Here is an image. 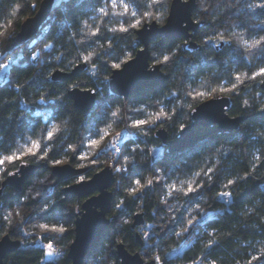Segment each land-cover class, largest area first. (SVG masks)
<instances>
[{"label":"clouds","instance_id":"clouds-1","mask_svg":"<svg viewBox=\"0 0 264 264\" xmlns=\"http://www.w3.org/2000/svg\"><path fill=\"white\" fill-rule=\"evenodd\" d=\"M127 3L0 0V160L43 147L0 166V264H264V79L215 91L264 67V0ZM218 33L231 43H210ZM213 104L221 118L198 122Z\"/></svg>","mask_w":264,"mask_h":264},{"label":"water","instance_id":"water-1","mask_svg":"<svg viewBox=\"0 0 264 264\" xmlns=\"http://www.w3.org/2000/svg\"><path fill=\"white\" fill-rule=\"evenodd\" d=\"M160 33L156 32L153 30L152 32H145L143 33V38L145 40L152 39L155 36L159 35ZM183 35V32L178 30L175 25L173 27L169 28V30L166 33V39L170 40H175L179 36ZM195 33L193 31L189 32V36H194ZM137 70H139V66H137ZM126 83V82H125ZM162 83V77L157 75L149 78L145 82V86L149 88H155L159 86ZM127 90H134V91H139L140 89H127ZM79 103L82 108H87L88 106V98L87 96H81L79 98ZM221 106L219 104H213L211 107L205 108L203 111H201L198 114V122L202 123H210L213 120H217L221 118ZM194 134L190 131H186L184 134L183 138L180 141H177L172 147H173V152L174 153H179L183 151L186 147L191 145L194 142ZM24 173V179H26L28 176L32 175L33 172L35 171V168L33 166H28L24 169H22ZM59 174L62 177H67L72 174V170L70 169H59L57 170ZM12 180V183L14 187L19 188L23 180L22 179H15V178H10ZM111 178L110 176H103V179L101 183H110ZM110 197H105L104 200L102 201L104 207L107 209V207L110 205ZM143 215V214H141ZM102 226V220L99 217H93L90 219V221L84 226V238L82 240V244L84 246H87L91 242V238L97 234Z\"/></svg>","mask_w":264,"mask_h":264},{"label":"snow or ice","instance_id":"snow-or-ice-1","mask_svg":"<svg viewBox=\"0 0 264 264\" xmlns=\"http://www.w3.org/2000/svg\"><path fill=\"white\" fill-rule=\"evenodd\" d=\"M112 6L114 8H122L123 9V13L127 14L130 11L129 5L127 3V0H112ZM103 11V10H102ZM139 21H137L135 24H133V27H138L139 25ZM121 30L122 31H127V28H125L124 26H121ZM216 41H219V44L222 45L223 43H231L229 41H226L225 37L222 34H217L215 37H213L212 39L209 40L210 43H214ZM240 43L246 47V48H253L256 46L255 43H249L248 41H245L243 39L240 40ZM219 46V45H218ZM85 60H87V56L85 57ZM168 60V57L165 56L164 57V61L166 62ZM115 67L119 68L120 65H115ZM251 77L252 79H264V67H260L257 70H249L246 72H236L235 75L231 76V86H223V87H218L217 89H215V91H218L221 95H227L230 92L235 91L238 87H241L246 81L247 79ZM5 75L3 73H0V79H5ZM239 83H236V82ZM199 95L201 96H207L208 93L206 92H201L199 93ZM158 116H164L166 115L163 112H160L158 114H156ZM155 118V117H154ZM137 126H147L148 123H150V121L147 120H137L136 122ZM51 135V134H50ZM99 141H92V144H98ZM43 150L42 144L34 142L32 147L27 148L23 154H16V155H12L7 157L4 160H0V166H3L4 163H6L8 160H11L13 162L17 161V160H23L26 159V157L28 155L31 154H36L39 155V153ZM88 157H82V159H87ZM55 163L57 164H61L62 161H55ZM149 186H151L154 181L149 180L148 181ZM137 185H142V181L141 180H137L136 181ZM172 190L175 191L177 190L178 186L177 185H172L171 186ZM133 194H138V192L136 191V189H133ZM189 193H191L192 191V187L191 185L188 188ZM42 228L44 229H48L50 226L47 224L41 225ZM59 231H64L63 228H59ZM51 247V246H49Z\"/></svg>","mask_w":264,"mask_h":264},{"label":"trees","instance_id":"trees-1","mask_svg":"<svg viewBox=\"0 0 264 264\" xmlns=\"http://www.w3.org/2000/svg\"><path fill=\"white\" fill-rule=\"evenodd\" d=\"M206 31H211V29H206ZM172 41H174V40L166 39L165 44L167 45L168 43H170V42H172ZM246 82H247V81H246ZM242 87H243V85L241 86V88H242ZM181 152H182V151H181ZM140 171H141V169H133V170H132L133 174H139ZM146 222L151 223V220L149 219V220H147Z\"/></svg>","mask_w":264,"mask_h":264}]
</instances>
